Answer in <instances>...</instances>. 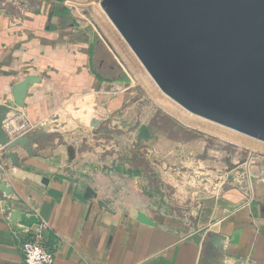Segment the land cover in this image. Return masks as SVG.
I'll list each match as a JSON object with an SVG mask.
<instances>
[{"label":"crops","instance_id":"crops-1","mask_svg":"<svg viewBox=\"0 0 264 264\" xmlns=\"http://www.w3.org/2000/svg\"><path fill=\"white\" fill-rule=\"evenodd\" d=\"M67 3L0 0V104L27 72L38 74L25 106L7 118L26 119L28 132L41 128L49 135L40 138L41 148L34 143L35 154L14 148L20 166L9 160L0 173L13 188L8 196L0 193V264H23L20 244L32 227L14 224L13 210L46 226L54 264H264V163L228 171L239 182L229 189L170 196L146 165L134 163L137 152L125 159L106 153L102 121L95 132L91 121L98 117L85 110L92 101L100 106L103 88L110 103L132 94L142 63L108 17ZM180 140L134 134L132 141L144 145L150 168L170 163L169 170L195 173L202 159L192 143ZM1 152L0 144V159ZM138 210L153 224L139 221ZM209 232L222 246L203 244Z\"/></svg>","mask_w":264,"mask_h":264},{"label":"water","instance_id":"water-1","mask_svg":"<svg viewBox=\"0 0 264 264\" xmlns=\"http://www.w3.org/2000/svg\"><path fill=\"white\" fill-rule=\"evenodd\" d=\"M100 4L163 92L190 112L264 141V0H100ZM40 81L38 74L27 72L13 85L12 98L0 104V173L9 160L20 166L14 148L35 154L43 144L40 138L49 136L38 128L11 139L4 128L8 113L24 107L30 88ZM91 124L95 132L102 131L100 119ZM187 188L199 189L190 184ZM0 193H13L1 176ZM88 193L95 195L90 187ZM137 219L153 224L142 210ZM10 220L22 228L40 221L20 210H13ZM207 235L206 247L222 246L214 233Z\"/></svg>","mask_w":264,"mask_h":264},{"label":"rangeland","instance_id":"rangeland-1","mask_svg":"<svg viewBox=\"0 0 264 264\" xmlns=\"http://www.w3.org/2000/svg\"><path fill=\"white\" fill-rule=\"evenodd\" d=\"M65 1L75 9L87 8L108 17L100 5V0ZM103 73L107 74L106 69H103ZM133 78L138 82V86L134 88L132 94H119L118 100L115 99L116 101L110 103V98L103 88L100 106L93 108V101L86 100L87 103H91V107H87L85 113L101 119L103 129L101 144L104 151L121 159L130 157L132 152H137L134 163L140 162L146 165L150 179H158L165 185L163 188L165 195L186 196L190 193L186 184L203 190L201 194L203 192L211 194L218 189H229L239 182L235 181L233 176L235 174L228 171L241 170V173H244L246 168L251 169L254 165L264 163L263 141L234 130L233 132L227 127L181 108L178 103L165 96L143 64ZM134 134H167L181 139L182 143H192L197 148L199 159H202L199 160L201 165L195 173L187 168L169 170L170 163L167 164L171 158L169 156L164 159L166 168L152 169L149 166L152 160L146 155L148 151L144 149V145L139 146L132 141ZM153 157L158 158L154 155ZM183 166L186 165L183 163ZM203 174L207 175L205 177L208 180L204 181ZM222 181L224 184H221ZM170 186L175 187L174 192L169 191Z\"/></svg>","mask_w":264,"mask_h":264},{"label":"built area","instance_id":"built-area-1","mask_svg":"<svg viewBox=\"0 0 264 264\" xmlns=\"http://www.w3.org/2000/svg\"><path fill=\"white\" fill-rule=\"evenodd\" d=\"M31 123L16 117L7 118L4 128L11 139L27 133L31 129ZM46 226L36 223L28 228L25 237L22 239L20 249L22 251L23 264H54L56 251L47 244L45 238Z\"/></svg>","mask_w":264,"mask_h":264},{"label":"bare ground","instance_id":"bare-ground-1","mask_svg":"<svg viewBox=\"0 0 264 264\" xmlns=\"http://www.w3.org/2000/svg\"><path fill=\"white\" fill-rule=\"evenodd\" d=\"M101 5V4H100ZM149 73V72H148ZM149 75H150V73H149ZM152 77V76H151ZM154 80V79H153ZM155 81V80H154ZM156 83V82H155ZM157 84V83H156ZM158 85V84H157ZM159 87V86H158ZM160 88V87H159ZM162 91V90H161ZM163 92V91H162ZM164 94H165V96L167 95L165 92H163ZM169 98H171L172 99V101H175V103L177 104L178 102L176 101V100H174L172 97H170L169 95H167ZM179 104V103H178ZM180 106H181V108L183 107V105H181V104H179ZM185 110H187V111H189L187 108H185V107H183ZM190 112V111H189ZM183 113H184V111H183ZM190 113H192V114H195V113H193V112H190ZM195 115H197V114H195ZM193 116V115H192ZM197 116H199V115H197ZM195 117V116H194ZM200 117H202V116H200ZM202 118H204V119H207V118H205V117H202ZM207 120H209V121H212V122H214V123H217V124H219V125H221V126H224L225 128L227 127V128H229V129H231L232 131L234 130V131H237V132H239V133H241V134H244V135H247V136H250V135H248V134H246V133H244V132H241V131H239V130H237V129H234V128H231V127H229V126H226V125H224V124H221V123H219V122H216V121H213V120H210V119H207ZM233 131V132H234ZM231 132V131H230ZM251 138H252V136H250ZM254 138V137H253ZM255 139H258V138H255ZM259 140V139H258ZM260 141H262V140H260ZM264 142V141H263Z\"/></svg>","mask_w":264,"mask_h":264}]
</instances>
